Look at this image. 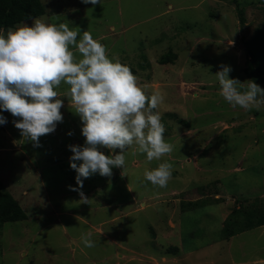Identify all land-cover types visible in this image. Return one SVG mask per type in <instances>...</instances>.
Returning <instances> with one entry per match:
<instances>
[{
    "label": "rangeland",
    "instance_id": "rangeland-1",
    "mask_svg": "<svg viewBox=\"0 0 264 264\" xmlns=\"http://www.w3.org/2000/svg\"><path fill=\"white\" fill-rule=\"evenodd\" d=\"M42 2L39 18L89 31L149 93L164 96L158 110L174 150L149 163L129 148L124 175L113 167L110 177L84 179L90 204H82L69 188L79 186L68 146L85 138L63 96L68 86L56 89L63 122L39 146L0 110L7 120L0 125V180L28 214L0 224V264H264V225L223 234L234 210L242 221L264 214V106L232 108L215 76L226 64L230 78L264 88V66L251 62L244 44L264 30V0ZM169 51L175 60L161 63ZM163 161L173 164L172 178L154 187L144 170ZM82 233H91L95 247L84 246Z\"/></svg>",
    "mask_w": 264,
    "mask_h": 264
},
{
    "label": "clouds",
    "instance_id": "clouds-1",
    "mask_svg": "<svg viewBox=\"0 0 264 264\" xmlns=\"http://www.w3.org/2000/svg\"><path fill=\"white\" fill-rule=\"evenodd\" d=\"M100 3V0H82ZM46 22L33 17L31 25L20 22L0 31V110L17 119L14 126L22 138L39 146V138L55 131L63 122L64 102L56 90L67 85L63 96L81 121L83 145H69V163L75 171L80 203L90 204L83 191L84 179L93 174L110 177L113 167L122 168L126 153L146 155L149 163L161 161L174 150L166 142L159 106L164 96L148 85H141L131 68L119 58L108 55L107 48L92 34L73 30L67 23ZM231 67L220 64L215 73L219 95L232 107L260 110L264 106V88L254 80L247 84L230 78ZM0 114V125L6 124ZM68 135H72L71 132ZM101 148L112 154L105 155ZM116 149L120 151L117 153ZM77 161L80 163L77 164ZM173 164L158 163L144 170V179L154 187L164 188L172 178ZM85 247H95L91 233H82Z\"/></svg>",
    "mask_w": 264,
    "mask_h": 264
},
{
    "label": "trees",
    "instance_id": "trees-1",
    "mask_svg": "<svg viewBox=\"0 0 264 264\" xmlns=\"http://www.w3.org/2000/svg\"><path fill=\"white\" fill-rule=\"evenodd\" d=\"M45 12L42 0H0V29H8L20 22L39 17ZM244 44L251 62H261L264 66V30L258 29L251 38L244 41ZM175 58L176 54L169 51L163 54L159 61L168 63L173 62ZM131 70L134 72L132 68ZM241 215L242 213L238 210L232 212L223 228L224 237L229 238L246 229L264 225V214L257 220H253L250 214H246V221L239 219ZM27 218L28 214L23 206L0 180V224Z\"/></svg>",
    "mask_w": 264,
    "mask_h": 264
}]
</instances>
